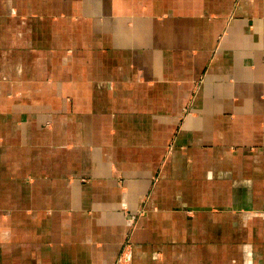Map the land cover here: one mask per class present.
Instances as JSON below:
<instances>
[{
  "label": "crops",
  "instance_id": "0c3cea01",
  "mask_svg": "<svg viewBox=\"0 0 264 264\" xmlns=\"http://www.w3.org/2000/svg\"><path fill=\"white\" fill-rule=\"evenodd\" d=\"M3 230L0 264H264V0H0Z\"/></svg>",
  "mask_w": 264,
  "mask_h": 264
},
{
  "label": "rangeland",
  "instance_id": "374dc122",
  "mask_svg": "<svg viewBox=\"0 0 264 264\" xmlns=\"http://www.w3.org/2000/svg\"><path fill=\"white\" fill-rule=\"evenodd\" d=\"M200 81H202V80H200ZM171 149H172V144L167 147L166 157H165L163 162H165L167 160V158L169 157V155L171 153ZM144 214H145L144 209L143 208L139 209L137 211L135 217H134V220H135L134 223H136V221L140 217L144 216ZM129 235L130 234H128L126 236V238L124 239V241L122 243V247H121L120 253L116 257V259H115L113 264H131L130 255H131L132 241H131ZM118 257H121V261L116 263V260H117Z\"/></svg>",
  "mask_w": 264,
  "mask_h": 264
},
{
  "label": "clouds",
  "instance_id": "9594fccd",
  "mask_svg": "<svg viewBox=\"0 0 264 264\" xmlns=\"http://www.w3.org/2000/svg\"><path fill=\"white\" fill-rule=\"evenodd\" d=\"M10 233L8 230H3L0 234V243H4L9 239ZM250 247V246H249Z\"/></svg>",
  "mask_w": 264,
  "mask_h": 264
},
{
  "label": "built area",
  "instance_id": "2783aa9c",
  "mask_svg": "<svg viewBox=\"0 0 264 264\" xmlns=\"http://www.w3.org/2000/svg\"><path fill=\"white\" fill-rule=\"evenodd\" d=\"M120 261H121V257H118L117 260H116V263H118Z\"/></svg>",
  "mask_w": 264,
  "mask_h": 264
},
{
  "label": "bare ground",
  "instance_id": "6f19581e",
  "mask_svg": "<svg viewBox=\"0 0 264 264\" xmlns=\"http://www.w3.org/2000/svg\"><path fill=\"white\" fill-rule=\"evenodd\" d=\"M131 223V220L129 221V224ZM129 259V258H128Z\"/></svg>",
  "mask_w": 264,
  "mask_h": 264
}]
</instances>
